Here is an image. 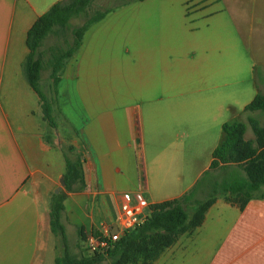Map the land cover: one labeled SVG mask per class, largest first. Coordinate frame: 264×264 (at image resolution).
Instances as JSON below:
<instances>
[{
  "label": "crops",
  "instance_id": "1",
  "mask_svg": "<svg viewBox=\"0 0 264 264\" xmlns=\"http://www.w3.org/2000/svg\"><path fill=\"white\" fill-rule=\"evenodd\" d=\"M61 1L0 0V264H54L60 252L49 228L48 203L58 187L66 194L61 222L66 235L68 227L76 234L68 252L80 256L90 253L82 254L77 232L82 229L85 239L105 228L115 232L120 205L133 194L141 195L148 215L150 205L178 199L201 183L211 159L188 178L179 175V144L161 119L175 116L179 102H190L189 112H208V100L205 107L197 105L202 100L187 96V87L218 80L205 69L218 74L212 66L224 48L214 32L194 35L191 23L212 18L222 6L233 22L243 17L240 0H160L181 13L180 31L146 29L138 15L106 14L65 63L56 93L41 72L51 127L25 79L23 61L27 31ZM263 54L259 48L251 57L253 66L264 67ZM145 141L156 150L149 166L140 160ZM65 156L79 162L83 173V184H74L71 192L59 183ZM206 187L197 199L206 197ZM153 264H264V186L242 210L216 196L201 226L179 236Z\"/></svg>",
  "mask_w": 264,
  "mask_h": 264
},
{
  "label": "trees",
  "instance_id": "2",
  "mask_svg": "<svg viewBox=\"0 0 264 264\" xmlns=\"http://www.w3.org/2000/svg\"><path fill=\"white\" fill-rule=\"evenodd\" d=\"M93 0H65L53 4L37 18L26 33L25 45L28 54L23 61L25 79L37 95L43 119L55 127L50 102L41 90V72L46 71L51 88L56 93L62 69L81 45L84 33L109 12H97L73 29L70 22L86 16ZM69 31L70 39H63V46H49L43 50L49 36L63 35ZM245 112H264V94H256L244 107ZM253 139H245L247 126L241 122H225L221 125V140L211 152L208 170L189 192L178 199L149 206V214L140 225L131 231L122 232L117 241L111 243L106 253L72 256L68 252L65 228L61 222L66 194H53L48 203L49 228L57 239L60 252L54 264H99L108 260L110 264H153L161 253L173 245L184 234H192L201 226L208 208L216 196L225 195V200L242 210L264 186V126L252 118L247 119ZM64 190L71 192L74 184L82 183L83 173L79 162L65 156ZM207 184L204 200L197 199V191ZM232 198V199H231ZM188 207H195L189 215ZM85 240L81 230L77 232ZM98 236L96 233L94 234Z\"/></svg>",
  "mask_w": 264,
  "mask_h": 264
},
{
  "label": "rangeland",
  "instance_id": "3",
  "mask_svg": "<svg viewBox=\"0 0 264 264\" xmlns=\"http://www.w3.org/2000/svg\"><path fill=\"white\" fill-rule=\"evenodd\" d=\"M240 1L242 4L239 13L243 16L242 20L238 19L233 22L231 16L227 14L222 6L220 12L213 15L212 18H196L191 23L194 35L199 34L196 30L202 33L204 31L211 32V34L214 32L219 35L220 47L224 48L221 55L217 57L220 59L215 63L216 66H212L215 69L214 72L217 71L218 74L211 75L213 71L205 69L208 77H218V80L211 79L208 84L205 82L203 85L195 82L187 87V96L192 95L195 99L202 100L197 105L201 106L204 101L208 100V112L205 109L197 112L199 108H194L189 112L190 102H179L175 116L161 119L162 128L171 132L172 137L179 144V149L176 151L177 167L179 175L185 178H188L191 171H195L198 165L208 164L213 147L218 140L219 142L221 140L222 123H244L247 126L244 138L247 140L253 138L247 122L248 118H252L264 126V112H245L243 108L255 94H264V67L261 65L253 66L254 63L251 58L255 53H258L259 48L264 51V0ZM106 10H109L107 14L120 11V13L138 15L140 19L142 18L146 29L152 27L167 31L169 29L180 31L185 28L181 22L183 20L181 13L178 14L174 7H169L160 0H146L145 2H138L137 0H93L86 10V16L71 20L70 29L80 26L87 17ZM250 10H253V17L248 16ZM164 12H169L170 17H165ZM161 14L163 15V23L158 19ZM168 22L170 23L168 24ZM197 27L199 29H196ZM64 38L70 39L69 31L63 35L60 34L58 37H47L42 49L45 50L49 46H63ZM195 41H197L196 37ZM211 48L214 47L211 46ZM210 51L213 52L214 49ZM262 58H264V54ZM202 74L204 75L205 72L202 71ZM43 76L47 77L46 71L43 72ZM225 83L226 85H223ZM40 88L44 93L46 92L42 82ZM203 105L205 107L206 103L204 102ZM155 152L156 150L150 143L145 141L144 146L142 145L140 148L142 163L146 161L149 166ZM218 196L220 198L226 197L225 195ZM194 210L195 207L187 208L189 215ZM147 212L145 210L144 214H147ZM66 237L67 246L73 247L76 234L69 227ZM79 243L82 254L87 253L85 243L83 244L80 240Z\"/></svg>",
  "mask_w": 264,
  "mask_h": 264
},
{
  "label": "built area",
  "instance_id": "4",
  "mask_svg": "<svg viewBox=\"0 0 264 264\" xmlns=\"http://www.w3.org/2000/svg\"><path fill=\"white\" fill-rule=\"evenodd\" d=\"M145 201L140 194H133L130 201L120 205L119 227L117 232L104 229L103 233L96 236L92 233L86 236L85 244L88 253H106L109 245L118 240L122 232L131 231L142 223L147 215L144 214Z\"/></svg>",
  "mask_w": 264,
  "mask_h": 264
},
{
  "label": "water",
  "instance_id": "5",
  "mask_svg": "<svg viewBox=\"0 0 264 264\" xmlns=\"http://www.w3.org/2000/svg\"><path fill=\"white\" fill-rule=\"evenodd\" d=\"M59 183H60V186H61V187H64L65 182H64L63 177L59 180ZM59 190H60V187H58V188L54 191V194L59 193ZM114 231L117 232V229H115Z\"/></svg>",
  "mask_w": 264,
  "mask_h": 264
}]
</instances>
